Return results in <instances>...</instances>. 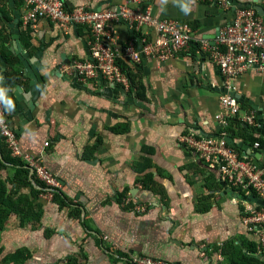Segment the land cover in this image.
I'll use <instances>...</instances> for the list:
<instances>
[{
  "label": "crops",
  "instance_id": "1",
  "mask_svg": "<svg viewBox=\"0 0 264 264\" xmlns=\"http://www.w3.org/2000/svg\"><path fill=\"white\" fill-rule=\"evenodd\" d=\"M65 1L94 10H149L190 25L195 44L164 62L144 59L129 67L128 88L99 76L82 81L68 65L90 58L86 27L62 31L45 20L33 34L23 23L24 0H0V89L14 101L9 121L22 150L42 154L62 182L59 196L32 171L30 182L15 185L26 202L2 204L8 213L0 226V263L134 264L139 254L176 264L264 262L258 232L242 220L249 206H264L262 199L222 180L180 139L226 137L264 169V72L252 67L228 81L199 46L232 21L237 6L228 0ZM232 1L264 7V0ZM181 3L189 5L186 14ZM109 28L121 45L155 36L123 21ZM225 94L237 99L240 112L223 125L216 115L224 111ZM250 114L254 125L240 120ZM18 169L6 163L0 170L8 190Z\"/></svg>",
  "mask_w": 264,
  "mask_h": 264
},
{
  "label": "built area",
  "instance_id": "2",
  "mask_svg": "<svg viewBox=\"0 0 264 264\" xmlns=\"http://www.w3.org/2000/svg\"><path fill=\"white\" fill-rule=\"evenodd\" d=\"M23 23L37 32L38 25L45 20L67 31L73 26H83L89 30L90 58L74 61L68 69L76 72L82 81L97 76L108 85L130 86L128 73L119 62L135 67L144 59L166 61L182 53L189 52L194 45L195 36L190 25L174 19H160L149 10L133 9L121 5L117 9H90L83 5L69 6L65 0H24ZM123 21L136 31L145 26L155 33L153 38H141L121 45L114 30L109 28L113 22ZM200 48L208 54L211 62L228 81L249 68L264 72V19L253 7L236 8L232 21L221 27L212 40H200ZM227 81V83H229ZM223 112L216 118L224 125L231 119H239L240 105L231 94L221 96ZM254 125L255 116L247 115L240 119ZM0 135L4 138L13 157L22 158L33 175L44 183L53 196L62 187L60 178L44 163L42 154L26 153L22 150L17 132L14 131L7 110L0 102ZM198 156L215 167L222 180L234 187L242 186L254 190L264 200V169L248 157H242L226 137L199 138L184 135L180 138ZM46 141L45 145H49ZM260 142L256 141L255 146ZM243 222L250 230L258 232L260 245L264 248V206H249L242 215ZM134 264H176L175 262L153 258L147 255L132 257Z\"/></svg>",
  "mask_w": 264,
  "mask_h": 264
},
{
  "label": "trees",
  "instance_id": "3",
  "mask_svg": "<svg viewBox=\"0 0 264 264\" xmlns=\"http://www.w3.org/2000/svg\"><path fill=\"white\" fill-rule=\"evenodd\" d=\"M119 65L121 66L123 70H125L128 73L129 81L131 83L132 75L129 73V67L126 64H123L120 62H119ZM231 120H234V119H231ZM6 163H11L15 165L16 167H18L19 169H18V172H16V176H18V178L11 179L12 188H10V190L7 189V186H6L7 184L5 183L4 180L1 179V176H0V226H2L3 222L5 221V218L3 215L8 213L7 208H3L2 204H17V203L25 204L26 200L23 199L22 195L20 194V191L17 190V186L15 185L20 184L19 186H21V184H27L28 182H30L29 174L31 171V169L28 167V165L22 158L13 157L11 155L10 148L8 147L4 138H2L0 135V170L4 168V165ZM39 181H38V184L41 185L42 187L43 186L45 187L44 183L43 182L40 183ZM60 193H61L60 190H58L55 192V195L59 196ZM258 264H264V262H261Z\"/></svg>",
  "mask_w": 264,
  "mask_h": 264
},
{
  "label": "clouds",
  "instance_id": "4",
  "mask_svg": "<svg viewBox=\"0 0 264 264\" xmlns=\"http://www.w3.org/2000/svg\"><path fill=\"white\" fill-rule=\"evenodd\" d=\"M180 8L185 14L190 10L189 5L186 3H181ZM5 93L6 90L0 89V102L3 103L6 110H11L14 107V101Z\"/></svg>",
  "mask_w": 264,
  "mask_h": 264
},
{
  "label": "water",
  "instance_id": "5",
  "mask_svg": "<svg viewBox=\"0 0 264 264\" xmlns=\"http://www.w3.org/2000/svg\"><path fill=\"white\" fill-rule=\"evenodd\" d=\"M233 6H237V8H241V7H245V5H237V2L235 1H232V0H228ZM234 10L236 9V7H233ZM256 12L264 19V7L262 5H255L253 7ZM97 10H100V9H97ZM108 88V87H107ZM105 88V92H108L109 89ZM262 167V166H261ZM260 202H262L264 204V200H260Z\"/></svg>",
  "mask_w": 264,
  "mask_h": 264
}]
</instances>
